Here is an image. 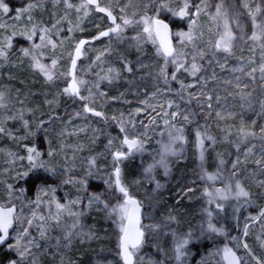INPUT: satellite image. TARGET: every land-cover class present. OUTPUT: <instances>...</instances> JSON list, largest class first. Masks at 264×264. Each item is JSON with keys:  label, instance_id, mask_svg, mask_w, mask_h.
<instances>
[{"label": "rangeland", "instance_id": "1", "mask_svg": "<svg viewBox=\"0 0 264 264\" xmlns=\"http://www.w3.org/2000/svg\"><path fill=\"white\" fill-rule=\"evenodd\" d=\"M9 1L2 0L8 12L0 8V50L4 53L0 56V128L3 129L0 132V204L16 206L15 220L19 223L5 246L16 256L7 264H121L120 227L125 224L126 217L121 220L119 207L124 201L116 198L117 201L111 203L110 196L103 197L88 188L89 184L97 183L104 191H111L115 187L113 174L117 165L121 169L122 185L130 195L140 199L144 209V238L142 246L134 252V264H225L226 247L240 255L242 264H255L257 260L264 264L263 256L257 251L264 233V217L253 219L264 209V184L261 183L264 182V167L256 163L264 160V134L261 133L264 104H260L264 103V73L260 71L264 64V48L261 47L264 40L249 39L253 31L249 12H256L257 7L261 9L260 5L255 0H237L236 3L233 0H216L214 3L212 0H189L190 5H199L201 11L196 13V8L190 6V15L180 17L174 12L185 0H100L101 6L111 8L118 23L122 24V16L133 23L123 27L119 34L110 35L107 43L91 49L90 57L88 49L84 48L83 62L80 67L77 65L76 71V80L83 81L79 84L80 93L88 105L92 98L100 101L107 95L111 76L117 74L106 57L115 41L118 46L125 43L128 47L119 48L118 56H112V61L117 58L116 63L123 74L139 80L143 87L135 109L128 111L134 120H128L123 113L118 118V127L125 131L123 135L137 138L142 146L117 163L114 154L117 151L127 153L122 135L107 131L105 144L96 151L93 144L100 137L92 136L96 124L90 117L74 111L58 126L60 107L54 105L49 113L45 104L48 94L44 92L41 105L40 102L32 104L34 94L39 92L40 81L57 84L51 85L56 88L57 95L72 101L71 95L64 90L69 81L67 74L73 49L81 37L68 48L67 42L73 38L78 24L70 17L69 9H76L74 12L82 18L92 9L89 5L82 7L86 5L84 0L74 4L66 0H48L52 4L48 10L47 0H12L15 4ZM219 4H223L222 12L227 13V23L235 37L228 52L215 47L225 31V18L216 15ZM263 10L257 14L258 23L264 16ZM145 15L154 19L167 18L166 22L173 27L171 40L179 53L178 63H183L184 68L177 71L172 57L165 63L166 58L158 52L159 41L153 43L143 31L146 25L141 17ZM66 16L69 23L65 22ZM193 19L196 21L191 30L193 39L184 40L177 34L187 33ZM86 24L83 21L80 24L83 30ZM33 30L35 35L29 40L27 36ZM42 35L46 36L44 41L40 39ZM25 48L29 49L30 55H24L22 50ZM33 55L51 74V79L36 66ZM193 62L199 67L194 75L190 72ZM162 68L167 78L161 74ZM253 69L256 71L252 72ZM224 70L229 73L221 74ZM62 71L64 77L60 76ZM173 74L175 80L171 78ZM200 91L205 100L196 101L192 106L190 96L197 98ZM247 93L251 95L242 98V94ZM238 109L241 112L236 122L239 128L231 119L237 117ZM36 110H39L38 114H35ZM218 112L220 116H217ZM172 113L178 115L173 117ZM241 127L255 135L241 138L237 134ZM40 128L51 137L37 135ZM83 135L92 138L87 146L82 145ZM38 138H42L39 148ZM69 138L75 144L80 143L75 146L76 155L68 144ZM29 148L36 150L31 153L32 161L28 159ZM249 150L250 154L246 155ZM145 155L152 160L151 163L146 161L145 173L154 182V187L164 189L175 173L188 183L186 188L176 184L171 194L172 204L169 194L165 195L163 204H146L140 197L143 196L139 193L141 189L136 187L131 192L126 184L124 164L141 160ZM40 164L44 167H39ZM38 171L50 176L55 184H38L32 196H24L20 182L30 172ZM209 176L214 178L209 179ZM237 181L249 192V197L237 196ZM258 188L262 190L260 194L256 193ZM184 197L187 203H196L190 215H185L180 203ZM57 204L63 208L58 209ZM217 204L223 207L218 208ZM28 220L32 221L31 225ZM209 222L220 229L216 232L219 237H224L222 229L227 225L235 227L238 235L231 237L227 246L214 239L205 243V235L213 233L208 229ZM246 226L248 234L245 236ZM42 229L44 237L40 235ZM104 231L114 234L115 242L111 248ZM70 232L73 235L69 240L66 237ZM184 239L188 243L177 260L175 249ZM30 240L31 244L28 243ZM244 243L249 245L248 249L243 247ZM17 245L29 248L24 259L20 258ZM143 246L150 249L144 250ZM38 250L43 251L40 256Z\"/></svg>", "mask_w": 264, "mask_h": 264}, {"label": "trees", "instance_id": "2", "mask_svg": "<svg viewBox=\"0 0 264 264\" xmlns=\"http://www.w3.org/2000/svg\"><path fill=\"white\" fill-rule=\"evenodd\" d=\"M9 1V0H8ZM67 2L70 3H75L78 2L80 0H66ZM216 0H212L211 2L214 3ZM235 3L237 2V0H233ZM11 4H15L16 2H13L12 0L9 1ZM254 2L258 3L261 7V9H264V0H255ZM46 9H50L51 5L50 1H46ZM53 7V6H52ZM90 7V6H89ZM92 9V12L87 13V15L84 16V18L79 16V13H75L74 11H76V9L72 8L69 9V15L70 17H72V19L78 23L76 26V29L73 31V38L69 40V42H67V46L68 48L70 47V44H73V42L75 40H77L79 37L82 38H92L95 35H93L96 31H98L100 29V31L102 29H104L106 26H109L107 23V19L105 18V16L93 12V8L90 7ZM56 11L59 10L58 6L55 7ZM264 11V10H263ZM242 12V10L240 11ZM243 15V14H242ZM167 20V18H165ZM164 19V20H165ZM165 20V21H166ZM70 19L68 18V16L65 17V22L69 23ZM84 22H87L86 26H84V30L81 28L80 24H82ZM94 21H97V23H95ZM173 29V27H171ZM98 33V32H97ZM93 35V36H92ZM112 37V36H110ZM109 38H104V39H100V40H96L93 44H88L85 49H88V55L89 57L92 55L91 53V49L97 48L99 45L107 43ZM114 47V48H113ZM112 47V50L109 52V54L106 56L111 60V63L109 64V66L111 68H116L117 74H114L113 76H111V82L109 85V89L107 90V95L103 96L102 99L100 101H95L93 98L91 101H89V107L100 111L101 113H103V117L102 118H96L93 116H90L89 114L85 113L84 111V105L87 104V101L84 100H78L74 97L71 96L72 101L69 100V97H61L59 95H57L56 92V88H54L51 85H57V84H46L45 82L40 81L38 84V90L39 92L34 94V103L32 104H37L39 103L41 105L42 101H44L45 96H43L44 92L45 94H48L49 99L46 100L45 104L47 105V110H49V113H51L50 108L53 107L54 105H57L60 107V109H58V113H59V120H58V126H61V124H63V122H65L67 116H69L72 112L74 111H81L82 114L86 115L87 117H90L94 122H95V127H94V131L92 133V136L95 137H100L98 142L93 144V148H95V150H99L101 149V145L102 143L105 144V137L107 136V131H113L115 133V135L117 136H123V131H121V129L118 127V122H119V115H121L123 113V115H125V117H127L128 120H134V117H130V113L128 111H132L135 109L136 105L138 104V98L139 95L143 89V87L141 86V84H139V80H133L132 76H127L124 75L122 72L121 67L116 63V59H114L112 61L111 57L112 56H118L119 54V48H121L120 50H124L125 48H127L128 46L124 43L123 45L118 46V41H115L114 45ZM82 60L79 61L78 66L80 67L82 64ZM229 72L227 70H224L223 73L221 74H228ZM68 75V74H67ZM61 77L63 76V71H62V75L60 74ZM204 84V82H203ZM44 88V90H43ZM239 88V87H238ZM132 91V93H131ZM190 95V94H188ZM82 96V95H81ZM189 97V96H188ZM191 100H192V106L193 104L197 101L199 103H201V100H205V97L202 95L201 91L199 92L198 97H194V96H190ZM230 100V104H232V96L229 97ZM229 104L230 107H232ZM263 104L264 103H260ZM38 107V106H37ZM46 110V111H47ZM111 111L110 114L108 111ZM237 117L231 118L233 119V121L235 122V125L237 126V128H239V125L236 123L238 120L239 115H241L240 110H237ZM39 110L35 111V114H38ZM45 113V112H44ZM43 113H41L42 115ZM36 118V117H35ZM262 118V115H259V119ZM135 122L137 123V120H135ZM37 135H45V137H51L50 133H46L44 131H42V128L39 129ZM40 139L42 138H38L39 140V144H38V148L42 145L40 144ZM91 137L88 138L86 137V135H83V146H87L88 142L91 141ZM68 144L73 152L74 155H76L75 153V146L80 145L79 142H77V144H75L71 138L68 139ZM42 147V146H41ZM77 159V157L75 158ZM146 161L148 162H152V160H150V156L145 155V158H142L141 160L139 159H134L133 162L131 163H125L124 164V178H125V182L126 184L131 188V192H134L133 188L139 187L141 189V191L139 192L140 196L142 198H144V201L146 204L147 203H152L153 205H158V204H163L162 201L165 198L166 194H169V201L170 204H172V191L174 190L176 184H181L182 187L186 188L187 184L184 181V177H180L178 176L176 173L174 174V176L172 177L173 180L171 179L170 182L165 186L164 189H161L159 187H154L153 185V181H151L150 179H148V174L145 173L146 171ZM212 160H210L211 162ZM142 168V169H141ZM143 168H145V170L143 171ZM226 178L230 181L231 178L229 176L228 173H225ZM186 178V177H185ZM189 178V177H187ZM22 183V184H21ZM54 183V180H52L49 177H46V175H43V173L41 172H30L26 178L24 179V181L20 182V187L21 189L24 190L25 194H23L24 196H32L36 186L38 184L41 185H52ZM55 184V183H54ZM89 190H94L98 193H100L103 197H107L109 198L110 196V202L114 203L116 202V198H120L123 199L124 201V196L119 193L116 189V187H114L111 191H104L102 189V187H100V184L97 183H92L89 184ZM262 192L261 189H256V193L260 194ZM132 195V194H131ZM116 196V197H114ZM134 197H136V195H132ZM137 198V197H136ZM138 199V198H137ZM140 200V199H139ZM180 203L182 204V206L185 209V215H190L192 214V212H194L195 208H196V203H187L186 202V198H182L180 200ZM179 205V204H178ZM181 208V206H180ZM182 209V208H181ZM29 213V212H28ZM18 220L16 219V226L18 225ZM15 226V228H16ZM224 234V237H219L216 232H210L207 233L204 237V242H208V240L210 239H214L217 240L218 242H220L222 245L227 246L229 245V239H231V237H235L236 235H238V231L237 229H235V227L227 225L225 226V228L222 229ZM103 234H108L107 236V241L109 242L108 246L111 248L114 245V234H110L109 232H103ZM119 235V234H118ZM206 245V244H205ZM204 245V247H205ZM142 246V245H141ZM140 246V247H141ZM143 248H145L144 250L150 249L147 248L146 246H143ZM43 253L42 250H38V254L39 256ZM15 255L11 252H8L5 247L2 248L0 250V264H7L13 260H15ZM20 263V262H19ZM122 264V263H121ZM256 264V263H255Z\"/></svg>", "mask_w": 264, "mask_h": 264}, {"label": "snow or ice", "instance_id": "3", "mask_svg": "<svg viewBox=\"0 0 264 264\" xmlns=\"http://www.w3.org/2000/svg\"><path fill=\"white\" fill-rule=\"evenodd\" d=\"M203 2V0H202ZM88 5H95V7L97 8L98 11L100 12H104L107 14V16L109 17V19L112 21V23L115 25L114 27L110 28L108 31L105 32H101L100 35L101 36H107L109 35V33H117L119 34L122 30L123 27L128 26L130 24L133 23V20L128 19L124 16L120 17V19L122 20V24L117 23V17L113 15V12L111 10L110 7H101L99 0H87V4L86 5H82V7H86ZM70 6V5H69ZM166 6V5H165ZM190 6H194L196 8V13H199L201 11V8L199 5H190L189 0H185L184 4L182 7H180V9L176 12H174L175 15H178L180 17H185V16H189L190 13L188 11V9L190 8ZM31 7V5H30ZM244 7H248L247 4L244 5ZM0 8H3L4 12H8V8L6 5H4L2 3V0H0ZM222 8H223V4H219L216 7V15L218 17H224L225 18V23H224V33L221 35L220 40L216 43L215 47L217 49H223L224 51L228 52L231 50L232 47V43L233 40L235 39V37L233 36V33L231 31V29L229 28V25L227 23V13L226 12H222ZM171 10V9H170ZM26 11V10H25ZM120 11L123 13L124 9L121 8ZM261 12V9L259 7H257L256 12H249V15L252 19V26H253V31L251 36L249 37L250 40L252 41H262L264 40V16H262L260 18L259 23L257 22V14ZM133 15L135 16V13H133ZM143 23L146 25L143 29V31L145 33H147V36L149 39L153 40V43H156V41H159V47H158V52H160L166 59H165V63H168L167 58L168 57H172V63L177 64V71H179L181 68H184V64L183 63H178V58H179V53L177 52V49L173 47L171 41L169 40V31H168V25L165 24L162 20L159 19H154L148 16H143L141 17ZM196 21L190 20L189 23V31L187 33H178V36H181L184 40L187 41H192L193 39V35H192V28L194 27ZM45 33L47 32V29L44 30ZM21 35H24V33H21ZM33 35H35V31L33 30L32 33L30 35L27 36V38L29 40L32 39ZM46 38V36L42 35L40 36L41 41H44ZM49 43H52V41L49 39L48 41ZM183 42V41H181ZM85 43V41H81L80 44L77 46L76 48V56L79 57V55L81 54V46ZM36 48H39L40 45H35ZM261 47L264 48V43L261 44ZM24 55H30L29 49L25 48L22 50ZM4 53L2 50H0V56H3ZM99 59V58H98ZM33 60L35 61V64L37 67L41 68L42 71H45V74L48 76L49 79H51V74L44 68L43 65H41L39 63V61L36 59V57L33 55ZM53 65H55V61L52 62ZM76 65V60L73 59L72 60V66L73 68H75ZM129 71H131V69H128ZM186 71L188 69H185ZM197 71H199V67L198 65L193 62L191 65V69L190 72L191 74H195ZM256 69H253L252 72H255ZM260 71L261 73H264V64H261L260 66ZM161 74L165 76V78H167L166 76V72L165 69H161ZM249 75H251V73H249ZM173 80L176 79V76L173 74V76L171 77ZM79 84H83V81H77L75 78H73L72 83L69 85L68 88H66L64 91L71 93V94H75L78 95L79 94ZM182 88H184L185 86L182 84L181 85ZM187 87H191V85H188ZM237 87H239V85H237ZM244 87H247V85H245ZM101 95H103V93H101ZM250 96L251 93H247V94H242V98H244V96ZM0 99H2V94H0ZM82 99H86L84 97H82ZM208 99L210 100L211 97H208ZM210 106V105H209ZM85 112H93V109L88 107L87 105L85 106L84 109ZM139 111V110H137ZM94 114L96 116H102L103 113L101 112H94ZM176 115H178V113H172V116L175 117ZM217 116H220V113H217ZM185 119H187V117H185ZM167 123V121H166ZM123 131V128L121 129ZM3 129L0 128V132H2ZM261 133L264 134V128L261 129ZM237 134L241 137V138H247L249 136H254L255 133L251 132V131H247L245 128L241 127L240 129L237 130ZM199 136V133H198ZM182 137H175V139H181ZM262 138H264V135H262ZM209 139H211V137H209ZM111 143V141H110ZM123 145H126L129 152H131L133 149H139L142 145L140 143V141H138V139H129L128 136H125V138L122 141ZM202 144V141H201ZM168 150V146H165V151ZM30 155L28 156L29 161L33 160V156L31 155V153H34L36 150L34 148H29L28 149ZM51 155V153H49ZM250 154V150L249 153H246V155ZM39 155V153H37V156ZM125 155V153L121 152V151H117L114 154V161L115 162H119L120 159ZM256 163L258 165H261L262 167H264V160H257ZM36 165H33V167H35ZM39 167H44L43 164H40ZM235 167V166H234ZM115 174V186L118 189V191L120 193H122L124 195V197H126L124 204L121 205L119 207V211L121 213V220H123L125 217L128 220V224L127 226H124L123 224L120 227V232L122 233V235L120 236V240H119V246L121 249V255L124 261V264H133V256H134V252L137 251L140 246L143 243V237H144V232L140 226V219H139V211H140V206L139 203L132 199L129 196L128 190L125 186L122 185L121 182V169L117 166L115 168L114 171ZM25 175H27V173H25ZM233 175H235V173H233ZM209 179H213L214 177L209 176ZM262 184H264V182H261ZM237 191V196L240 197H249V192L245 191L244 188L241 186L240 182L237 181L236 185H235ZM209 195H211L209 193ZM226 198V197H225ZM95 199H98V197H96ZM72 203H77V201H73ZM218 208H222L223 206L220 204H217ZM57 208L61 209L63 208L62 205L57 204ZM131 208V211L129 210ZM114 211H116V209H114ZM13 209H8L7 211H0V233H2V235H0V243H3L7 233H8V229L9 227H11L12 225V221H13ZM72 215H78L75 213H70ZM209 216L211 217V212L208 213ZM35 216V214H33ZM264 217V209L261 210L259 217H255L253 219H260ZM41 220L44 219V217H40ZM27 223L29 225H31L32 221L28 220ZM75 226V225H74ZM208 229L210 231L213 232H217L220 231V229H217L211 222H209L208 224ZM25 234H27V230H25ZM247 226L245 227V236L247 235ZM40 235L41 237L45 236V231L42 229L40 231ZM72 233L70 232L68 234V236L66 237V239H69L72 237ZM29 244L32 243V241L30 240L28 242ZM188 243L187 239H184L182 241H180L177 244V247L175 249L176 251V258L177 260L180 259V257L183 255V251L182 249L184 248V246ZM262 244H264V241L261 242ZM243 247L245 249L249 248V245L247 243L243 244ZM17 249L19 251V255L21 259H24L26 254L29 252V248L27 246L20 248L19 245H17ZM224 258L226 260H228L229 264H241V258L238 257L236 255V253L230 249V248H225L224 249ZM13 264H15V262H13ZM256 264H261L260 260H257Z\"/></svg>", "mask_w": 264, "mask_h": 264}, {"label": "water", "instance_id": "4", "mask_svg": "<svg viewBox=\"0 0 264 264\" xmlns=\"http://www.w3.org/2000/svg\"><path fill=\"white\" fill-rule=\"evenodd\" d=\"M84 1H85L86 4H87V0H84ZM99 3H100V0H99ZM89 6L92 7L96 13H99V14L105 16V18L107 19V23H108V25H110V27H109V28L102 29L101 31H99V32H98L94 37H92V38H85V37H82V38H79V39L77 40V42H76V44H75V47H74V49H73V53H72V56H71V59H70V62H69V66H68V78H69V81H68V84H67V88H68L69 85L72 83L73 78L76 79L77 65H78V62H79V61L81 60V58H82L83 50H84L85 46H86L87 44H89V43H94L96 40H100V39L108 38L110 35H114V34H116V33H111V32H110L109 35H107V36H101V35H100L101 32L108 31L110 28L114 27L115 25L112 23V21L109 19V17L107 16L106 13L98 11L97 8L95 7V5H89ZM100 6H101V5H100ZM101 7H103V6H101ZM113 15H114V14H113ZM114 16H115V15H114ZM157 19L162 20L165 24L168 25V31H169V33H170V35H169L168 38H169V40H170L171 43H172V40H171V37H172V28H171V26H170L165 20H163V19H161V18H157ZM116 22H117V21H116ZM117 23H118V22H117ZM81 41H85V43L81 46V49H80L81 54L79 55V57H77V56H76V48H77V46L80 44ZM73 59L76 60L75 68H73V66H72V60H73ZM78 87H79V94H78V95L71 94V93H69V94H70L72 97H74V98H76V99H78V100H84V99H82V96H81V93H80V86L78 85ZM86 105L89 107L88 104H86ZM86 105H84V109H85V106H86ZM94 112H100V111H97V110H94V109H93V112H85V113L89 114L90 116L96 117V118H102V117H103V115H102V116H96V115L94 114ZM125 136H126V135H123V136H122V141H123V139L125 138ZM128 138H129V137H128ZM129 139H133V138H129ZM135 139H137V138H135ZM138 141H139V140H138ZM123 146L126 148L127 153H126L121 159L126 158V157H127L132 151H135V150H136V149H133L131 152H129L127 146H126V145H123ZM121 159H120V160H121ZM117 166L120 168L119 165H117ZM114 171H115V170H114ZM113 175H114V181H115V174H113ZM115 187H116V186H115ZM116 189H117V188H116ZM117 191H118V189H117ZM118 192H119V191H118ZM119 193H120V192H119ZM128 193H129V192H128ZM121 194H122V193H121ZM122 195H123V194H122ZM123 196H124V195H123ZM129 196H130L132 199L136 200V201L139 203V206H140L139 219H140V226H141V228H142V213H143V210H144V209H143V206L141 205L140 201H139L137 198L131 196L130 193H129ZM125 199H126V197H124V201H125ZM8 209H13V213H12L13 221H12V225H11V227H9V229H8V233H7V236H6L5 240H4V242H3V243H0V250H1L2 248H4V247L10 242L11 233L13 232V230L15 229V226H16L15 216H16L17 211H18L17 207L14 206V205H11V206H7V207H5V206H3V205L0 204V211H7ZM129 210L131 211V208H130ZM127 224H128V220H127V218H126L124 226H127ZM0 235H2V233H0ZM121 235H122V233H121ZM143 238H144V237H143ZM233 251H234V250H233ZM262 251L264 252V244H263V246H262ZM234 252H235V251H234ZM235 253H236V252H235ZM236 255L239 257V255H238L237 253H236ZM120 258H121V260H122V264H124V261H123L122 255H121V249H120ZM134 262H135V258H134V256H133V264H134ZM225 264H229L228 260H226V259H225Z\"/></svg>", "mask_w": 264, "mask_h": 264}, {"label": "flooded vegetation", "instance_id": "5", "mask_svg": "<svg viewBox=\"0 0 264 264\" xmlns=\"http://www.w3.org/2000/svg\"><path fill=\"white\" fill-rule=\"evenodd\" d=\"M253 222L254 221H252L251 223H253ZM262 241H264V233L262 235V238L259 239V246H258V249H257L258 253H260L263 256V259H264V252L262 251L263 244L261 243ZM239 257H240V255H239ZM241 264H242V262H241Z\"/></svg>", "mask_w": 264, "mask_h": 264}]
</instances>
